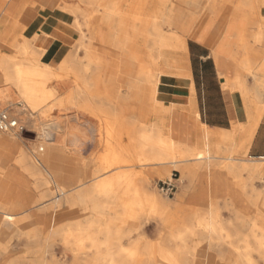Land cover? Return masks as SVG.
<instances>
[{
	"label": "bare ground",
	"instance_id": "obj_1",
	"mask_svg": "<svg viewBox=\"0 0 264 264\" xmlns=\"http://www.w3.org/2000/svg\"><path fill=\"white\" fill-rule=\"evenodd\" d=\"M25 1L27 0H19L18 4L15 5L16 7L9 9L8 12L4 11L3 14L9 16L10 11L16 13V10L22 9L24 15L28 16L24 27L36 16L44 14L45 23L40 29L44 40L50 36V32H43V27L49 24L54 25V19L51 18L54 13L50 10L55 6L56 2L51 9H47L40 7L36 3L31 4L29 2L30 4L28 5V2ZM74 1H78L76 3L80 8L77 6L76 9H79L77 12L83 15L84 25L88 31L87 39L81 35L77 41L78 47L83 48L85 51L87 60V65L82 68L81 73L77 70L79 77L73 73V65L77 63L74 58L76 46L73 50L71 49L58 68L53 69L50 65L41 62L40 56L44 54L42 50L32 47V56H29L31 54L29 52V42L24 41L18 48L21 57H23L22 59L20 58L22 61L17 62L16 55H0V87L6 86L4 90L6 94L0 95V102L10 100L12 105H16L17 107L22 103L20 113H42L45 111L43 109L46 107L48 101H54V104L50 109L47 108L46 111L59 107L62 102L54 99L56 96L55 89L47 88L46 85L48 83L52 81L59 82L70 75L75 76L76 87L70 93L69 101H72V99L76 100L82 95L89 98L92 97V92L90 88H85V86L99 84L102 71L107 69L108 74L105 78L107 94L115 98L121 107L119 109L126 107L132 110V115L125 121L127 128L119 134L115 132L116 134L114 135L116 144L122 141L123 135L127 137L128 143L124 150L121 148L123 151L113 152V155L109 153V157H103L99 168L92 172L84 171V173L79 166L81 161L79 158H70L63 148L55 147L51 144L53 141L51 132L47 131V129L55 131L56 122H54L51 128L47 127L49 125L45 127L44 124H39L41 126L39 127L41 128L39 129V137H41L42 143L35 148L34 154H28L23 150H19V155L14 160V165L24 166L27 164L30 166L28 170L31 173L34 172L37 178L39 176L43 177L40 181V185L43 188L42 196L37 201H34L33 204L49 196H53L54 199H57L53 201L54 205L59 207L66 206L73 209L77 206L84 193L82 181L85 178L90 179L97 176L100 172L106 170L108 163L109 166L114 168L125 167L127 169L129 167L144 168L153 166L155 167L153 172L162 175H167L170 169L174 168L175 172L179 173L181 178L187 181L188 186L192 187L191 192L197 196L199 195L203 199L208 200L207 196L214 197V195L219 193L223 194L225 204L231 209L233 219L238 223L240 229H235L233 232H225L226 230L217 223L215 210L211 209L205 212L201 209H193L192 214L184 219L181 226L173 225V222L170 221L171 217L169 218L167 215L170 211L168 204L158 200L155 195L145 192L146 177L139 178L138 175H131L127 172L123 176V180L122 178L118 179L115 177L111 181L108 180L101 183L98 180V176V178H93L92 184L86 188L92 211L104 208L103 203L100 204L94 200L99 194L102 198L108 197L112 199L113 204L121 203L122 213L126 212V214H128L127 201L131 199L130 203L132 205H137L140 209L149 208L157 214L158 219L164 224H172V238L177 241L176 243L180 247H184L190 239L191 248L182 252L178 250L175 255L171 256L163 255L157 244H147L141 249L136 246L132 249H125L121 245V240L127 238L135 231V227L132 228L133 230L128 231H124L121 228L113 230L106 227L101 231L93 232L92 230L95 227L92 224L96 223L99 219L98 216H100L97 215L96 218L89 220L88 224L90 223V225L84 228L78 226L77 218L72 219L69 222L71 226L68 225L67 231L60 235L63 249L73 258V262L71 263L264 264V196L262 199L250 198L246 196L244 186L233 185L226 181L228 176L233 174L234 167H237L234 163L236 161L240 163L241 160L232 158L231 153L228 152L229 156L227 160L230 162L224 168L227 171L225 175L228 176L222 177L224 174L223 170H216L207 181L205 180L206 182L204 181L207 186L202 188L199 184L194 185L197 173L196 168L204 165L209 167L211 161H217V158L213 157L211 159L210 156L207 157L204 153H198L186 142L175 140L172 144L168 143L167 145L161 139L160 127L162 123L159 119L148 129L140 126L143 115L147 111L153 110L155 115L158 116L159 113H170L173 109V102L169 106H165L161 100H157L158 97L166 99V96L175 95V93L181 95H189L190 93L189 96L194 94L193 85L189 82L191 78L177 74L174 72L177 69L171 66L168 68L171 69V74L163 72L166 69L164 66L167 61L166 59L170 58L172 60L171 56L187 52L185 37H190L193 40L200 41L205 46H210L209 37L207 36L208 32L206 31H208L211 25V18L214 15L218 17L213 27L216 35H218L217 41L222 37L223 31L231 19L236 20V18L242 17L241 19L246 21L247 25H255V21L248 17V13L257 10V2H237L232 6L230 15H227L221 9L223 2H209V0H148V6L145 8L141 7L144 2H137L139 0H131L132 2H121V0ZM30 5H34V9L38 8L39 10L34 13L33 7L29 8ZM81 5H84L85 8H82ZM63 9L65 10L63 12L69 14L71 7L65 6L61 8V10ZM97 11L101 12L99 19L90 24L92 20L96 19L95 13ZM63 12L58 11V17L74 22L71 24H74L75 28L82 32L80 24L78 25L75 21L74 14L71 13L72 16L69 14L70 17L67 13L66 15ZM97 28H102L104 31L102 40L98 39ZM165 28L169 29L170 34L164 32ZM249 38H252L254 43L261 42L260 34H251ZM84 39L87 42L82 46L80 44H82ZM245 39V37L241 38L238 46L248 53L251 47L247 43L248 38ZM102 49L107 50L109 54L108 63L104 61V55L101 53ZM212 52L214 59L217 60L216 53L214 50ZM245 58L242 60L243 65L241 67H244V64L251 63L250 59ZM230 59L234 62L237 61L234 55H231ZM92 66L94 67L93 71H91ZM180 71L183 70L181 69ZM243 71H239L233 81L226 79L223 89H235L240 93L241 98L247 97L249 106L247 110L243 109L244 114L253 113L258 116L261 113V105L257 108L258 106H256L254 98L247 96V89L244 86V78L247 71ZM176 74L181 76H177ZM253 109H259V112ZM4 112H7V110ZM19 121L21 119H18ZM34 123L36 124V122ZM105 135L106 138H112V131H106ZM9 142L13 145L12 143L15 141L7 136H0V178L7 177L9 181H12L14 171H10L9 169V158L6 154L9 150L6 147L9 145ZM163 143L166 145L165 149L168 152L162 151ZM101 145L103 146V143ZM172 153H177V156H172ZM193 162L196 165L191 167V163ZM246 162V166L244 167L255 177H259L264 173V164L260 160ZM41 168L50 180L44 176ZM52 182L58 184L57 190L60 196L52 189ZM123 183L126 185V190L119 199L118 191ZM207 200L200 201L199 204ZM175 209L178 208L176 207ZM22 210L23 207L19 202L11 204L0 203V211L6 217L3 220L7 224L13 223V230L18 234L35 239L37 227L43 229V226H40L38 222L41 220L40 212H23L18 215L17 219H9L11 218L10 213ZM98 212L100 213V211ZM114 219L120 218L115 216ZM53 221H56V217H54ZM4 234L5 232L0 231V237L3 238L2 235ZM98 235L102 236V240L97 239ZM205 238L218 241L216 255L212 256L209 254L210 248L214 245L205 247V244L202 242ZM235 239L241 240L242 246L233 245L232 240ZM223 243L227 246L229 257L221 255ZM39 253V249L31 253L34 256L30 261L31 264H61L59 260H48L43 255H38Z\"/></svg>",
	"mask_w": 264,
	"mask_h": 264
},
{
	"label": "rangeland",
	"instance_id": "obj_2",
	"mask_svg": "<svg viewBox=\"0 0 264 264\" xmlns=\"http://www.w3.org/2000/svg\"><path fill=\"white\" fill-rule=\"evenodd\" d=\"M17 2L18 0H0V35L2 33L3 27L7 25L6 29L3 32V35L0 36V47H1L0 55H4V56L16 55L17 57L16 61L20 62L22 61L21 59L23 57H21L20 50L18 48L24 43V41L29 42V52L31 53L29 54V56H32V50H33L32 47H34L35 37H31L29 27L36 19L39 20L38 23H45V17H44V14L36 16L34 19L31 20V22L26 27H24V24H26V21L28 20V16L26 14L24 15L23 13L24 11L22 12V9L16 10V13H14V11H10L9 16L3 14L4 11L8 12L9 9L16 7L15 5L18 4ZM25 2H28V5L30 4L29 2H31V4H34V1H31V0H27ZM53 2H56V3H55V6L50 11L54 13L51 16V18L54 19V23H57L59 25H62V24L68 25V27L71 28L72 32L75 34L74 42H73L72 47L70 48V51L71 49L73 50V48L76 46L74 58L77 61V63H74L73 65V69H74L73 73L79 77L78 72L81 73L82 68H84L87 65L85 51L83 50V48L78 47L77 45V41L81 37V35L86 37V39L88 37V31L86 30L85 25H84V17L83 15L77 12L79 11V9H76L77 6L80 8V6L76 3L78 1L54 0ZM121 2H132V1L131 0H121ZM137 2H144L141 7L145 8L148 6L149 1L139 0ZM236 3L237 2H223L221 9H223L225 13L228 11L231 13L232 6L235 5ZM65 6L71 7V10H69V14L70 15L71 13L74 14L76 18L75 21L78 25L80 24V29L82 32L78 31L75 28L74 24H71L74 22L66 21L63 18L58 17L57 12L65 11L64 9L61 10V8H64ZM32 7L34 9L35 6L34 5L29 6V8H32ZM81 7L85 8L84 5H81ZM258 8L259 6L257 2V9ZM38 10H39L38 8H35L34 13H36V11ZM256 11L252 13H248V17L255 19ZM63 13L66 14L67 12H63ZM100 14L101 12L97 11L95 13L96 19L92 20L90 24H93V21L94 22L97 21V19H99ZM60 22H62V24ZM51 26L53 25L49 24V25L44 26L43 32L45 33L50 32ZM164 32L166 34H170V31L168 28H165ZM103 35H104L103 29L97 28V36L99 40H102ZM207 36L209 37L208 33H207ZM215 36L217 37L218 35H216L215 33ZM86 39H84L82 44L80 45L82 46L85 45L87 42ZM217 39L218 37L216 38V40ZM101 53L104 55V61L108 63L109 54L107 50L102 49ZM193 53L194 54L192 57L187 55V52H185L180 55L175 54L174 56H171V58H173L172 60L170 58L166 59L167 61L164 65L166 69H164L163 72L165 74H171L172 72L171 69H168L171 66L177 69L176 71L173 70L177 74H181L182 76L191 78L189 64L191 65L192 69L198 70L199 67H198L197 56L201 52L197 49H194ZM41 58H42V55L40 56V60ZM41 62L44 63L42 60ZM60 63L53 64L51 67L53 69H56L58 68ZM249 65H248L249 67L252 66L251 64ZM181 69L183 71H180ZM77 70L79 71L77 72ZM93 70H94V67L92 66L91 71ZM250 72L251 71H249V73ZM194 73H195L194 79H195V84H196V93H197L199 110L202 111V90L203 88L201 86L202 80L200 79L201 78L200 73L202 74L203 70L202 71L198 70ZM247 73L248 71L246 72V74ZM107 74H108V70L107 69L103 70L101 74V81L99 84L85 86V88H90L92 92V97L87 98L86 96L82 95L80 98L76 100L72 99V101H69L68 98H69L70 93H72L76 87L75 86L76 82L74 81L75 76L73 77L72 75H70L69 77L59 82L52 81L48 83L46 85L47 88L55 89L56 96L54 99L60 100L62 102L59 107H54L53 109L46 111L47 108L50 109V107H52L54 104V101L53 102L48 101V103L46 104V107L43 109L45 110L42 112L43 114L41 112H34L33 114L28 113V112L20 113L21 112L20 109L22 108L21 106L22 103L21 105L17 107L16 105H12L10 100H4L0 102V113L7 110V113L11 117L16 118L17 120L21 119V121H19L20 122L19 126L25 130L22 134H18L16 130L6 132V133H0L1 137L7 136L15 141L12 143L13 145H11V143L9 142V145L6 146L9 149L6 153L7 157L9 158V163H8L9 169L10 171H14V177L12 181H9L7 177L0 178L1 179L0 180V203L11 204V203L19 202V204L22 205L23 207L22 211L10 213L11 218L9 219L11 220L17 219L19 217L18 215H20L23 212L39 211L41 220L38 222L40 226H43V229L40 227H37V230L35 232L36 238L30 239L22 234H18L17 232H15L13 230L14 224L13 223L7 224L3 220L6 218L5 215L1 213L0 211V231L5 232V234L2 235L3 238L0 237V241H1L0 243V264H12L13 262L14 264H31L30 261L34 258V256L31 255V253L37 249L40 250V253L38 255H43L44 258L48 260H59L61 264H72L71 262H73V258L70 255H68V253L63 249L60 235L63 232L67 231V228L71 226L70 225L71 223L69 222L74 218H77L78 226L80 228H84L85 226L90 225V223L88 224L89 220L96 218L97 215H100L98 216L99 217L98 221L92 224V226L95 227L92 230L93 232L101 231L103 230V228H106V227L113 229V230L116 228H121L124 231L131 230L133 227H135V231H133L127 238H124L121 240L122 247H124L125 249H132L134 246H136L141 249L144 245H147V244H150V245L157 244L159 248L161 249L163 255L165 256L175 255V253L178 250H181L182 252L183 250H188L191 248L190 239L186 242V245L184 247H180L176 243L177 241L174 238H172L173 227L171 225L173 224L176 226L178 225L181 226L183 224L184 219L187 216L192 214V210H193L192 207H198L195 209H201V210H204V212L209 209L215 210L214 213L217 216V220H218L217 223L219 226H221L222 228L226 230L225 232L227 231L233 232L235 229H240L238 227V223L235 222L233 219V214H232L231 209L225 204V197L223 196V194L219 193L217 195H214V197L207 196L208 200L203 199L199 195L198 197L196 194L191 192L192 187L188 186L187 181L182 179L181 175L175 172L174 168H171L167 175H162V174L153 172V169L155 168L153 166H147L144 168H136V167L130 168L129 167V169H127L125 167L124 168H114V167L109 166V163H108L106 165L107 166L106 170L100 172L97 176H94L90 179L85 178L84 181H82L83 182L82 184H84L82 186V189H84V193L82 194L80 201L77 203V206H75L73 209L67 208L66 206L59 207L57 205H54L53 201L54 200L56 201L57 199H54L53 196L52 197L49 196L46 199L33 204L34 201H37L42 196L43 188L40 185V181L42 180L43 177L39 176V178H37L34 172L31 173L28 170L30 166L27 164H25L24 166L14 165V160H16V158L18 157L19 150H23L28 154H31V153L34 154L35 148L39 146L40 143H42V139L41 137H39V134H40L39 129H41L39 128L41 127L39 124L42 123L45 125V127L49 125L47 127L51 128L54 122H56V126H55L56 132L50 129H47V131L51 132V136L53 140L51 144L55 147L63 148L64 152L68 155V157L73 158V159L79 158L81 160L79 166L83 172L84 171L92 172V170L96 168L95 165L98 166L97 168L101 166V163H102L101 160L103 157H109L110 154L113 155L116 151L121 152L122 149L124 150L126 148L127 143H128L127 137L123 135L122 141L116 144L114 135L116 133L119 134L120 132H123L127 128L125 121L132 115V110L130 109V112L128 113L129 117L124 118L123 112H119L117 107L114 110V112L109 113L107 110L96 109L94 107L95 104L92 103V99L96 98V96L107 94V91L105 89L106 88L105 78ZM181 75H177V76H181ZM244 81H245V78H244ZM5 89H6V86L0 87V93L2 92L0 95L6 94L4 92ZM247 93H248L247 96H249L250 98L251 97L254 98L255 102L260 103L259 97L256 94L251 95L252 92H249V91H247ZM193 96L189 97L185 102L189 105L188 106L189 111H190L189 116H191L189 118L193 122L197 121L198 125L199 124L203 125L199 123V114H198L199 111H198L197 105H195ZM160 99L161 97L157 98V100H160ZM247 99H245V101H249ZM261 103L260 105L262 106ZM258 105L259 104H257L256 106ZM121 110L123 111V109ZM88 118L93 119L97 122L96 134L92 132L91 128H89L87 132H84L81 128H79V126H77V124L79 125L84 124L85 121H88ZM157 119H159L162 123L160 127L161 139L167 145L168 143L172 144V142L176 140L174 138L176 136V132H173L171 128L170 113H166V114L159 113V115L157 116L155 115L153 110L147 111L143 115L142 123L140 124V126L142 127L144 126L148 129L150 128V126L153 125V123H155ZM34 122H36V124ZM110 130L112 131V138L110 137L106 138L105 133L106 131H110ZM60 136L63 138L61 139ZM206 136L207 137H205L204 134L198 135L197 145L193 148L198 153H204L207 157L210 156L211 159L213 157H216L217 161H211V165L209 167H206L204 165V166H199V168L198 167L196 168L197 173L195 175L194 185L199 184L202 188H205L207 186L205 182L210 176H212V174L216 170H219V171L223 170L222 172H224V174L222 173L223 174L222 177L228 176V175H225V172L227 171L224 168L226 164L230 162L227 160L229 156L228 152H230L232 158L236 160H241L244 162V163L243 162L239 163V161H236L234 163L235 165H237V167H234L233 174L228 176V178L233 181V183L231 184L239 185L242 187L244 186L245 194L246 196L250 198L255 197L258 199H262L264 196V178H263L264 173L259 177H255L253 174L250 173V171H248L244 167L246 166L245 164L247 163L246 161H250V160L246 153L243 155H239V156L236 155V152L239 153L240 151H244V150L243 149L241 150V148H239L238 145H235L236 143L235 137L231 141L232 145L230 147H228V145L226 144H222L220 141H218L217 143L213 145V147H211L209 145V140L211 137L209 136V134ZM235 136L238 137L239 142L244 139L243 133H240V134L236 133ZM83 140L84 141L89 140V142L91 141L96 142L97 144L96 149L90 150V151L75 150L74 144H76V142L83 141ZM102 143H103V146L101 145ZM162 147H163L162 149L163 152H166V151L168 152V150L165 149L166 145H164V143ZM211 148H214V151H211ZM220 148H223V150H221ZM104 149H106L107 151ZM103 151L105 154L103 153ZM173 155L177 156V153H172V156ZM85 163L87 164L85 165ZM194 165H196L195 162L191 163V167H194ZM41 171H42V168H41ZM42 172L44 176H46L44 171ZM127 172L130 173L131 175H134V174L138 175L139 178H143V177L147 178V183H146V186L144 187L145 192L148 194L155 195L158 200L166 202L168 204L170 211L168 212L167 215L169 218L171 217L170 221L173 222L172 224H167V225L164 224L160 219H158L157 214L154 213L149 208L140 209L137 205H132L130 203L131 199L127 201L128 214H126V212L122 213L121 203L113 204L112 199L108 197L102 198L100 197V194H99L95 197L94 200L99 202L100 204L103 203L104 208H102L101 210L92 211V206L89 202L86 188L92 184L94 180L93 178H98L99 176L98 180H104V182L108 180L111 181L115 177H117L118 179L122 178L123 180L124 179L123 176ZM240 174H243L244 178L243 179L238 178L237 179L238 182H236V175H240ZM249 175H253V176L250 177ZM46 178L49 179L48 176H46ZM166 181H171L173 184H175V192L173 196L167 197L166 195L161 193L158 189V185L161 184V182H166ZM51 186H52V189L56 191V194L60 196V193H58V190H57L58 184L55 182H52ZM125 190H126V185L123 183L120 186V189L118 191L119 199L121 196H123ZM180 194L183 197V199L187 197L186 199L189 202L188 205H191V207H187L188 205L181 203L182 200L181 198H179ZM204 200H207V201L199 204L200 201H204ZM176 207L178 209H175ZM221 210L228 211L229 215H222L220 212ZM98 211H100V213ZM188 211H190L191 214H188V215L183 214ZM115 216H118V218L120 219H114ZM54 217H56L55 222L53 221ZM135 219L136 221H134ZM138 229L139 231L137 232ZM243 232L245 233V231ZM97 239L102 240V236L98 235ZM202 242L205 244V247H208V245L213 244L214 246L210 248L211 250L209 254L212 256L217 254L218 241L212 240L210 238H205L202 240ZM232 244L235 246H242L241 240H237V239L232 240ZM221 247H222L221 255H223V257H226V256L229 257L227 246L223 243Z\"/></svg>",
	"mask_w": 264,
	"mask_h": 264
},
{
	"label": "crops",
	"instance_id": "obj_3",
	"mask_svg": "<svg viewBox=\"0 0 264 264\" xmlns=\"http://www.w3.org/2000/svg\"><path fill=\"white\" fill-rule=\"evenodd\" d=\"M31 1H34V3L38 4L40 7L47 9H51L55 3L53 2L54 0ZM209 2H258L259 8L256 11L255 19H253L256 24L247 25L246 21L241 19L242 17L236 18V20L231 19L228 21L222 37L217 41L213 27L218 17L214 15L211 18V25L208 28L210 46H205L198 40L185 37L187 55L192 57L194 49L201 52L197 56V59L198 70H203V73H200V79L202 80L201 86L203 88L202 111L199 110L194 79V72L198 70L192 69L190 64L189 69L191 79L189 82L193 85L194 96L175 93V95H168L166 96V99L161 98L160 100L165 106H169L173 102L174 106L170 112L171 128L173 132H176L174 138L177 141L186 142L189 146L195 147L197 145L198 135L204 134L205 137H207L206 135L209 134L211 137L209 145L211 147H213L218 141L230 147L232 145L231 141L235 137V145H238L241 150H244L239 153L235 151L236 155L239 156L246 153L250 161L260 160L264 163V0H209ZM226 13L227 15H230L229 11ZM38 21L39 20L36 19L29 27L31 37H35L34 47L44 52L41 60L45 64L50 66L53 64H59L69 54L70 48L74 42L75 34L68 25H63L62 22H60L62 25L54 23V25L50 27V36L43 40L40 29L44 23H38ZM6 27L7 25L3 27L1 35H3ZM254 33L261 35V42L254 43V40L249 38V35ZM243 37L246 39L248 38L247 43L249 44V47H251L248 53L238 46L241 41L240 39ZM213 50L217 55V60L213 57ZM231 55H234L235 60L237 61H232L230 59ZM245 57L250 59L251 67L248 66L249 64H244V67H241L243 65L242 60H244ZM243 70L248 71L244 81L245 88L247 91H251L252 95L256 94L259 97V102H262L260 108L261 113L258 116L253 113L244 114L243 109L247 110L249 104L248 101H245L246 98H241V95L237 90L223 89L226 79L233 81L237 76V73H239V71L244 72ZM249 71L251 72L249 73ZM256 88L258 89L256 90ZM183 89L185 88L183 87ZM192 96L199 111V123L203 125H198L197 121L194 120L195 122H193L189 118L191 117L189 116V105L185 102ZM92 103L95 104L94 107L96 109L107 110L109 113L114 112L117 107L119 112H123L124 118L129 117L128 113L130 112V108L125 107L123 111L119 109L121 107L110 94L98 95L96 98L92 99ZM255 103L256 105L259 104L257 102ZM259 105L257 108L260 107ZM253 110H258L259 112V109ZM89 120L92 121L89 122ZM89 120L85 121L82 125L77 124V126H79L84 132H87L88 129L91 128L92 132L96 134L97 122L93 119ZM92 122L94 123L92 124ZM236 133H243L244 139L239 142L238 137L235 136ZM74 145L75 150L90 151L95 150L97 147L96 142H89V140L79 141ZM220 149L223 150V148ZM211 151H214V148H211ZM95 167L97 168L98 166L95 165ZM96 168L94 170H96ZM249 176L252 177L253 175ZM238 178L243 179L244 175H236V182H238ZM99 181L104 183V180ZM226 181L228 183H233L229 178H227ZM179 198H181L182 204H189L186 199L187 197L183 199L180 194ZM187 207H191V205H188ZM195 208L198 207H192V209ZM220 212L222 215H229V212L226 210H221ZM183 214L188 215L191 214V212L188 211Z\"/></svg>",
	"mask_w": 264,
	"mask_h": 264
},
{
	"label": "built area",
	"instance_id": "obj_4",
	"mask_svg": "<svg viewBox=\"0 0 264 264\" xmlns=\"http://www.w3.org/2000/svg\"><path fill=\"white\" fill-rule=\"evenodd\" d=\"M16 130L18 134H22L25 130L19 126V122L16 118L11 117L7 112L0 113V133H6ZM158 189L161 193L167 197L173 196L175 192V184L171 181L161 182L158 185Z\"/></svg>",
	"mask_w": 264,
	"mask_h": 264
}]
</instances>
